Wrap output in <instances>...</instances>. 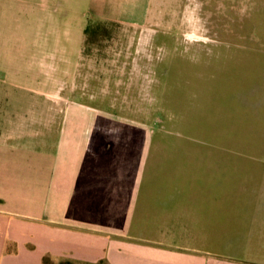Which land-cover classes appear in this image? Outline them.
<instances>
[{
    "label": "crops",
    "instance_id": "crops-1",
    "mask_svg": "<svg viewBox=\"0 0 264 264\" xmlns=\"http://www.w3.org/2000/svg\"><path fill=\"white\" fill-rule=\"evenodd\" d=\"M151 5L0 0V264H264V210L231 217L223 141L182 127L186 52L106 47L90 62L71 30L144 29ZM213 55L187 59L206 73Z\"/></svg>",
    "mask_w": 264,
    "mask_h": 264
},
{
    "label": "rangeland",
    "instance_id": "rangeland-1",
    "mask_svg": "<svg viewBox=\"0 0 264 264\" xmlns=\"http://www.w3.org/2000/svg\"><path fill=\"white\" fill-rule=\"evenodd\" d=\"M151 4L144 29L88 17L80 26L71 23L75 33L83 28L81 36L90 29L83 57L93 62L94 53L100 54L97 50L132 46L160 50L166 59L178 49L190 60L202 52L217 58L222 51L244 53L243 73L252 80L234 97L239 115L226 126L225 149L212 151V159L225 162L231 217L237 210H264V0H151ZM165 32L174 39L164 37Z\"/></svg>",
    "mask_w": 264,
    "mask_h": 264
},
{
    "label": "trees",
    "instance_id": "trees-1",
    "mask_svg": "<svg viewBox=\"0 0 264 264\" xmlns=\"http://www.w3.org/2000/svg\"><path fill=\"white\" fill-rule=\"evenodd\" d=\"M89 28L85 30L88 36ZM220 58L214 57L213 63L208 67L207 72L197 66H193L190 60L184 57L181 60V108L182 127L187 128L191 137L203 139L209 142L224 141V135L214 133H196L226 127L231 120L237 118L239 111L234 97L245 90L249 84L243 73L244 53L222 51ZM243 54V55H242ZM172 78V76H171ZM171 89V98L173 96ZM178 88L176 87V90ZM43 264H90L77 263L71 260L54 261L51 257L45 256ZM98 264H106L100 262Z\"/></svg>",
    "mask_w": 264,
    "mask_h": 264
}]
</instances>
